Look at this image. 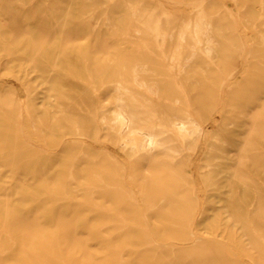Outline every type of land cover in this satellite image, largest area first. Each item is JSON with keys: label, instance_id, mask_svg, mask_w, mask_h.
<instances>
[{"label": "bare ground", "instance_id": "6f19581e", "mask_svg": "<svg viewBox=\"0 0 264 264\" xmlns=\"http://www.w3.org/2000/svg\"><path fill=\"white\" fill-rule=\"evenodd\" d=\"M10 1L11 0H2L0 2L8 3ZM20 1L22 6L28 4L32 5L36 2V0L30 2H26V0ZM122 1L126 2V0ZM155 1V4L147 7L145 6L144 8L141 3V5L128 4L125 12L122 9L124 13L129 12L128 16L130 20L128 26L124 29L128 32L124 31L123 35L127 33L128 36L134 38L133 43L136 44V46L141 45L142 41L144 42L140 47L141 50L139 49L142 52L138 51L144 60L141 62L138 61L136 64L132 63L133 65L130 63L124 64L126 73H122L121 71L114 78L108 80L107 86L105 85L107 100L104 97L103 102L105 100L108 101L109 112L108 116L101 117L103 123L102 128L106 135L113 136L116 139V142L122 152L129 158L130 166H128L124 160L121 162L117 161L118 163L120 162V164L117 165H120L119 167L123 174L128 171L129 167L131 170L130 176L138 181L137 192L140 194L139 198H141V203L138 207L137 213H135V216L140 218L141 225L143 224V226H147V223L150 220L172 222L173 224H177L168 225L166 223H162L161 225H154L153 230L157 234L165 232L172 237L182 236L184 237L182 242H191L193 248L199 246L209 247L208 250L211 254L204 256L201 255L199 261L202 264H213L215 261H219V257L214 256L215 252L213 250H215V246L229 245L228 242L224 243V241L222 244V241H219L218 237L228 235V238L231 240L234 239V236H232L233 234H236L237 238L238 236L239 238L245 237L249 233L246 232L245 226L251 225L250 219L254 216L252 215V205L250 204L252 194L251 184L253 179L250 170L255 164L253 154L256 146L254 142L256 138L255 136L260 134L264 135V30L261 28L264 25V0H252V2L255 3H250L252 5L248 6L250 8L249 11L245 13V17L240 14V0H233L237 11L229 7L227 4H224L223 8H216L212 0ZM51 2L53 3V1ZM97 2L98 0L95 1L98 5ZM101 2L103 3V1ZM249 2H251V0ZM164 4H166V8L164 7ZM242 4L245 5V2ZM56 5L54 7H56ZM66 6L68 7L69 5ZM45 7L42 9H45ZM88 7H86V9ZM113 8L115 9V7ZM46 10L47 9H45V11ZM97 10L99 11V9ZM28 11L30 12L29 9ZM120 11L118 13L122 16L123 12L121 11V13ZM61 12L63 13V11ZM75 12L78 13V10H75L74 13ZM109 12L112 11L110 10ZM114 13L116 16L118 15V13L116 14V12H113V14ZM83 16L85 17V15ZM125 17V19H127V15ZM98 18L96 19L97 21L101 20ZM74 19H76V17ZM122 19L123 18H121V20ZM89 20L95 21L94 18H89ZM228 20L232 22V25L228 23ZM31 21L32 20H30V22ZM77 21L79 23L80 20L77 19ZM239 21L245 22L244 27L249 29L245 28L246 30H242L239 29V25L235 26L234 22L238 23ZM54 24L56 25V23ZM96 25H94V27ZM49 29L50 28H48V30ZM73 29L74 28H72V30ZM83 29L84 28H82V30ZM74 30L76 31V29ZM249 30L254 33L252 41H249L248 38L244 36L245 34H248L247 31ZM46 31L47 29L45 32ZM46 34H44V36ZM89 34H91V32ZM41 35L43 34L41 33ZM69 35L67 37H69ZM91 35L95 34L92 33ZM32 36L34 37V34ZM58 38L60 37L58 36ZM35 39L36 38H33V40ZM234 40L237 42L236 46L233 42ZM115 42L119 45V41L118 43L117 41ZM33 45L35 44L33 43ZM120 46L117 48L121 49ZM77 50H80V48L77 47L76 52ZM133 50L136 51V49ZM121 51L123 50L121 49ZM46 52H48V50ZM94 52L96 53L95 50ZM120 55L123 54L120 53ZM86 56L89 57L87 54ZM108 57L111 58L110 56ZM136 57H138V54ZM146 57L149 59H146ZM65 59L67 61V58ZM34 62L35 60H33V63ZM30 63L32 64V62ZM55 65L54 67L46 68L45 71L42 72L36 69L39 73L41 72L39 75L35 74L37 71L34 70L36 71L34 72L33 69L32 72L26 71V94L24 97H16L19 104H22L21 107L26 109V114L21 123V126L24 129V136L22 135L21 137V135L18 134L8 135L7 142H3L4 144L0 146V150L8 151L7 153L10 152L13 160H11L12 162L8 161L9 164L14 161V164L17 166L18 162L15 163L16 161H27V158L31 157L33 154L32 153L31 156H29L31 151L36 149V144L30 140L28 134V116H30L32 120V127L38 132L43 133L45 136L46 134H51L54 131L61 129L67 133L61 137L62 139L59 143L57 142V144L55 143L56 145H52L57 147L60 151L64 148L65 150L68 148L65 144V137L72 139L74 137H83V135H85L79 132L80 129L83 130V123L80 121L79 116H82L83 112L91 113L90 108L84 109L83 107V97H90V95H88V85L82 84L81 90H78V83L76 81L77 78L70 80L65 78L64 83L60 82V85L58 86L57 84L63 76L60 75V72L57 70ZM150 71L152 74L149 73V76L148 72ZM79 72L77 74H79ZM127 72H131V75ZM118 77H123L124 80ZM129 77H131V79ZM140 77L142 78L140 79ZM146 77H150L152 79L151 82L143 80ZM125 81L127 82L125 83ZM92 85L94 86V83ZM93 86L91 87L90 85L91 88H93ZM95 91L96 90H94V93L97 94ZM93 94L91 95V99L93 102V109L96 112L98 109L96 107V95ZM78 97H80L82 102H78L76 100ZM71 107L76 110V114H72L69 111V108ZM217 117L219 118V122L214 124V120ZM211 128H214L212 133L209 132ZM96 130L98 133L100 132L98 126L96 127ZM60 135L62 136V133ZM40 148L42 149V147ZM40 148L37 146L38 150ZM105 151L107 152V150ZM36 153H34V155H36ZM38 154L39 153H37V155ZM41 154H39V156ZM201 154H203V159H199ZM84 155L85 154H83V156ZM41 156L44 158V154ZM49 157L48 161L50 159ZM60 157H63V155ZM87 157L85 155L84 161ZM6 158L9 159L10 157L8 158L7 156ZM6 160L3 161L6 162ZM54 160L51 162H55ZM45 161L46 160L44 159V162ZM32 163L33 162H31V164H27L33 166ZM3 164L4 163H2V165ZM83 164L82 156L69 158L66 162L62 161L61 165L63 166L60 168L62 169L64 176H66V178H64L63 176H60L61 172H58L60 173L58 176L65 179L64 184L62 185L63 182L60 184L62 185V189L60 188V190H56L52 188L56 191H46L43 194L46 195L43 199L45 202H49L50 200H55L57 202V204H53L47 212V216L51 219L50 224L56 221L58 222L56 217L57 211L61 207L68 205L67 202H72V206H77L78 213L84 215L81 219V224H87V222L93 217L96 219L101 217L102 219L107 218L108 213H105L103 209H101L100 200L104 201L103 199L107 198L119 202L122 198L121 196L123 194L121 195V190L117 191L118 189L114 190L112 187L113 182L116 183L117 186H122L120 182L123 180H120L121 178L119 179L121 175L118 174L117 170L114 168H108L104 171V177H98L95 179H87L89 176L87 174V178L83 176L85 181L82 176L80 177L83 179V181L81 180L82 182H80L77 181L76 173ZM198 165H202V170L199 175L197 168ZM4 166H6V164H4ZM24 166L25 165H23V167ZM1 168L2 167L0 166V170ZM41 169L39 168L36 170H38V172L40 170L41 172ZM48 170L50 172L51 168ZM20 172L17 171V174ZM38 172H36L37 175ZM51 173L58 174L54 172ZM27 174H29L28 171ZM46 174L47 176L51 175L50 173V175H48V172ZM99 174V171H97L96 175ZM14 175L15 174H13V176ZM37 175L35 177H38ZM42 175H40V178H42ZM84 175L86 176V174ZM24 176L23 178L27 182L28 179ZM113 176H116V178H113ZM124 178L126 179V176ZM110 179H112V182ZM199 179H201V181L206 185L205 191H207V193L204 198L202 196V191H204V189L200 187L198 181ZM18 180L19 179L16 180V183L19 182ZM7 183L8 182H6V184ZM25 183H23V185ZM37 183L38 181L36 184ZM7 185L9 186V184ZM36 186L40 189L38 185ZM70 190L73 191L72 195H68ZM16 195L18 196V194ZM133 195L134 194L130 193V198H134L135 196ZM9 196L6 199L10 200ZM32 198H34V195ZM24 199L27 200L26 198ZM97 199H99V202H97ZM192 203H194V205H192ZM65 216H71V213L67 212L65 213ZM223 220H225V222ZM62 222H58L59 224H56L55 228L57 231L65 229L70 230L73 228L72 226L65 225ZM207 222L210 223V225L208 224L207 226L212 229L211 231H209L208 227L205 225ZM74 228L75 231H78L80 226H75ZM119 229H122L120 231L121 233L126 232L127 234H138L140 236V240L136 244L143 243L144 236L142 233H138L135 229H127L124 227H119ZM10 232L11 233L7 232V234L11 235L14 233H12L11 230ZM203 234H206V236H204L206 238H202ZM14 239H16V237ZM107 239L100 242L108 246L110 241ZM155 242L156 241L149 242L150 245L147 243V245H149V250L159 251L162 248L161 245H157ZM14 244H16V242ZM171 247L177 248L174 243L171 244ZM23 248H25V246ZM193 248L181 250L191 251ZM137 253H139V251H137ZM2 254L4 255V253ZM107 254L110 255V257L111 254L113 255L111 251ZM36 255L38 256V254ZM19 256L21 257V255ZM20 259L24 260V258ZM57 260L59 261V259H55L54 261ZM15 261H17V263H15L18 264V260L16 259ZM23 263H25V261ZM25 264H27V262Z\"/></svg>", "mask_w": 264, "mask_h": 264}, {"label": "rangeland", "instance_id": "374dc122", "mask_svg": "<svg viewBox=\"0 0 264 264\" xmlns=\"http://www.w3.org/2000/svg\"><path fill=\"white\" fill-rule=\"evenodd\" d=\"M30 1H33V0H26V2H30ZM51 1H53V3ZM51 1L50 0H36V2L34 3L35 5L34 4L31 5L27 3L28 5H25V6L21 5L20 0H17V1L11 0L8 3L0 2V119L2 118L0 120V142H1L0 146H2L4 143L7 142L8 135L18 134V135H21V137L22 135L24 136V129L22 128L21 123L26 114V109L21 107L22 104L21 103L19 104V102L16 100V97L18 96L24 97L26 94V91H25V84H26V79H27L26 71L32 72V69L33 71L37 69L42 72V71H45L46 68L54 67V65L56 64L55 66L57 67V70L60 72V75L63 76L62 78H60L57 84L58 86L60 85V82L64 83L65 78L68 80L77 78L76 81L78 83V86H77L78 90H81L82 84H87L88 85V95H90V97L89 96L83 97V107L84 109L90 108L91 113L83 112L84 115L82 114V116L81 115L79 116L80 121L83 123V130L80 129L79 132L85 134L83 135V137H74L72 139L65 137V144L66 146H68V148H66V150L68 149L67 151L64 148L62 150L64 152H62L58 150L57 147L52 146L55 143L57 144V142L59 143L62 139L61 137H63L64 134H67L66 132H64V130L61 129L58 131H54L53 133L46 134L45 136L43 133L38 132L32 127V120L30 116H28L29 117L28 118L29 138L34 144H36V147H35L36 149H37V146L38 148L42 147V149L40 148L39 150L35 149L34 151H31L29 156H31L32 153L33 154L31 157L27 158V161L29 159L28 162L26 160H24V162L21 160L16 161L15 163L18 162L17 163L18 167L16 166V164H14V161L13 163L9 164V162H12L11 160H13L12 156L10 155V152L7 153L8 151L0 150V166L2 167L0 170L1 171L0 172V181H1L0 183L3 184V185L0 184V187H1L0 188V191H1L0 193L1 194L0 195V207H1L0 208L1 210L0 211V254L4 253V255L3 254L0 255V262H1L0 264H16L17 263V261H15L16 259L18 260V264H25L26 262L27 264H37L38 262H39L38 264H47V263L48 264H52V263L53 264H62V263L65 264V262L66 264H130V263L131 264H202L199 261L200 257L201 255L204 256V255L211 254V252L208 250L209 247L199 246V247L193 248V245L191 242H188V243L182 242V240L184 239V237L182 236L172 237L165 232L161 234H157L153 230L154 225H161L162 223H166L168 225L169 224L177 225V224H173L172 222L171 224L170 222L150 220L147 223V226L145 225L143 226V224L141 225L140 218L138 216H135L136 215L135 213H137L138 207L140 206V203H141V198H139L140 194L139 192H137L138 191V181L132 176H130L131 170L129 167H128V171L125 174H123L122 171L120 170V167H119L120 165H117V164H120L122 160H124L128 164V166H130L129 158L126 154L122 152L118 143L116 142V139L113 136L106 135L102 128L103 123H102L101 117L108 116V112H109L108 111L109 110L108 101H106L107 100L106 86H107L108 80L111 78H114L121 71L122 73H126L124 64H127V63L136 64L138 61L141 62L144 60V58L138 52L141 50L140 47L142 43L144 42L142 41L141 45L136 46V44L133 43L134 38H132L131 36H128L127 33L123 35L125 31L124 29L128 26L129 21H130L129 16H128L129 12H126V13L124 12L127 9L128 4L141 5L142 3L143 5L142 7L144 8L145 6L147 7L149 5L155 4L156 1L155 0H126L125 2L122 0H100V1L98 0L97 2L98 5L95 3V1L97 0H94V1L93 0H89V1L88 0L87 1H84V0H61V1L51 0ZM90 1H93V2H90ZM101 1H103V3L104 2L106 3L103 4ZM240 1H238L240 2V14H242L245 17L246 15L245 13H247L250 8L248 6H251L255 2H252V0L251 2H249L250 0L249 1L240 0ZM212 2H214V5L216 8H223L224 4H227L229 7L237 11L236 10L237 8L233 0H212ZM243 2H245V5L242 4ZM105 4H106V7H105ZM110 4L112 5V7ZM55 5L56 7H54ZM66 5H69V6L67 7ZM90 5L91 7L92 6L93 7L91 8ZM116 6L118 9L121 8L120 9L121 11L123 9L124 12L122 11L123 12L122 13L120 10L116 8ZM44 7L45 9H47L46 10L47 13L45 9H42ZM48 7H53L54 9L55 8L56 9L54 10L53 8H48ZM86 7H88L89 9L88 8L86 9ZM113 7H115L116 10ZM164 7L165 8L167 7L166 4H164ZM28 9L30 10V12L28 11ZM40 9H41V12H40ZM97 9H99V11ZM75 10H78V13L76 12L74 13ZM110 10L112 12H109ZM61 11H63V13ZM71 11H72V15H71ZM119 11L122 13V16L121 14L118 13ZM113 12H116V14L118 13V15L116 16L115 13L113 14ZM41 13H43L44 15ZM83 15H85V17ZM126 15H127V19H125ZM74 16L76 17V19H74L75 18ZM96 16L97 18L100 16L98 19H101V20L97 21ZM89 18H94L95 21H91L89 20ZM121 18L123 19L121 20ZM77 19L80 20L79 23ZM30 20L32 21L30 22ZM230 22L231 21L228 20V23L232 25V22L231 23ZM54 23H56V25ZM48 24H50L53 27H51ZM138 24H142V23H138ZM234 24L235 26L239 25L238 26L240 27L239 29H242V30L249 29L247 27H244L245 22L239 21L238 23L234 22ZM94 25L96 26L94 27ZM48 28L52 30L50 29L48 30ZM72 28L76 29V31L74 29L72 30ZM82 28H84L85 30L83 29L84 30L83 31ZM261 28L264 30V25ZM46 29L47 31L45 32ZM131 30H134V29H131ZM90 32L91 34L94 33L95 35L89 34ZM125 32H128V31H125ZM247 32L248 34H245L244 36L247 37L249 41H252V36L254 35V33L251 32V30ZM41 33L43 35H41ZM33 34H34V37L32 36ZM44 34L46 35L44 36ZM68 35L69 37H67ZM58 36L60 38H58ZM33 38H36V39L33 40ZM70 39H74V40H70ZM60 41L62 42V44ZM115 41H117V43L119 41V45L116 44ZM127 42L129 43V45ZM233 42L236 46L237 45L236 40H234ZM33 43L35 45H33ZM122 44L124 45V48ZM76 46L80 48V50H77L78 53L76 52V48H77ZM119 46L121 47L123 51H121L120 48L119 49L117 48ZM132 48L136 49V51L133 50ZM47 50L48 52H46ZM58 50H61V51H58ZM68 50L70 51V53ZM73 50L75 53L73 52ZM94 50L96 51V53L94 52ZM49 52L51 54H54V53L55 54L51 55ZM120 53L123 55H120ZM67 54L69 55V57ZM78 54L80 55V57ZM86 54L89 57H87ZM94 54H97V55H94ZM137 54H138V57H136ZM108 56H110L111 58H109ZM65 58H67L68 62L66 61ZM146 59H149V58L146 57ZM33 60H35L34 63H33ZM30 62H32V64ZM90 63H91V66H90ZM72 64L75 68L72 66ZM62 67H65V68H62ZM66 68H71V69H66ZM39 71H37V73L35 74H38V75L41 74V72L39 73ZM78 72L79 74H77ZM112 72H115V73H112ZM149 73L152 74L151 71L148 72V74ZM128 74L131 75V72H129ZM118 78L124 80L123 77H118ZM129 78L131 79V77ZM141 78L142 77H140V79ZM143 80L147 82L148 81L151 82L152 79L150 77H146ZM126 82L127 81H125V83ZM93 83H94V86L92 85ZM90 85L91 87L93 86V88H91ZM94 90H96L95 92H97V94L94 93ZM93 93L96 95V99H95L96 107L98 108L96 112L93 109L94 107H93V102L91 99V95ZM104 97L106 100L103 102ZM76 100L78 102H82L80 97H78V99ZM69 111L72 114L73 113L76 114V110L73 107L69 108ZM218 122H219V118L217 117L214 120V124H217ZM97 126L100 129L99 133L96 130ZM213 131H214V128H211L209 132L212 133ZM61 133H62V136L60 135ZM255 137L256 138L254 142L256 146L253 152L255 164L252 166L250 170V173L253 176L252 184H251L252 194H251L250 204L252 205L251 206L252 215L254 216L250 219L251 225L245 226L246 232L247 233L249 232V233L248 235L242 238H239V236L237 238L236 234H233L232 236H234V239L232 240L228 238V235H225V236L223 235L222 237L221 236L218 237V240L222 241V244L224 241V243L228 242L229 245L228 246L219 245L218 247L215 246L214 248L215 250H213L215 252L214 256L219 257V261L217 262L215 261L213 264H264V135L260 134ZM105 150H107V152ZM36 152L39 154L42 153L41 155L44 154V158H42L41 155L39 156V154L37 155ZM34 153H36V155H34ZM60 153L63 155V157H60L62 156ZM83 154H85L86 157L88 156L87 158H85V161H84L85 155L83 156ZM4 156L6 157L8 156V158L9 157L10 158L7 159ZM36 156L37 158L39 156L38 159L40 161L36 158ZM46 156L48 157L50 156L49 161H48V157ZM75 156L76 157L82 156L83 163H84L77 170V173H76L77 181L82 182L84 177L87 178V174L89 175L87 179L89 178L95 179L98 177L102 178L104 177V174H105L104 171H106V169L114 168L115 170L118 171V174L121 175L119 179L121 178L120 180H123V181L120 182L122 186H117L116 183L113 182L112 187L114 190H117V189H118L117 191L121 190L120 193L121 195L122 194L123 195L121 196L122 198L120 199L119 202H116L115 200H111L107 198L103 199L104 201L100 200L101 209H103L105 213L106 212L108 213L107 218L102 219L101 217L99 219H96L93 217L87 222V224H84V223L81 224V219L83 218L84 215H81L78 213L77 206L76 205L72 206V202L70 203L67 202L68 205L61 207L57 211L56 217H57L58 222L63 221L62 223H64L65 225L72 226L73 228H71L70 230L65 229L62 231H57L55 226L56 224H59V223L56 221L50 224L51 219L49 216H47V212L50 209V207L53 204H57V202L55 200H50L49 202H45V200L43 199L45 198L46 195H43V194L46 191L52 192L58 189L60 190V188L64 184V181H65L64 178H66V176H64L62 169H61L63 166L61 165L62 161L66 162L69 160V158H72ZM200 158L203 159V154L199 156V159ZM44 159L46 160L45 162H44ZM3 160L4 161L6 160L7 163L4 162ZM53 160L56 163L55 162L52 163L51 161ZM117 161H120V162L118 163ZM31 162H33L32 163L33 166L28 165V164H31ZM35 162L39 166H37ZM2 163L6 164V166H4V164L2 165ZM22 164L25 166L27 165V166L23 167ZM32 168L35 170L39 168L40 169L46 168V169L45 170L41 169V172L43 173H41L39 170L41 174L38 172V170H36V172H38V175H37L35 170H33ZM50 168L52 171L50 170L49 172L48 169ZM197 168H198V175H199L202 170L201 169L202 165H198ZM31 169L33 172L31 171ZM26 170L28 171L29 174H27ZM17 171L18 172L21 171V172L17 174ZM97 171H99L100 173L99 175H96ZM47 172H48V175L50 174L51 175L47 176L46 174ZM51 172H54V173L61 172V174L60 173L52 174ZM13 174L15 175L13 176ZM59 174L60 176H63L64 178L59 177L58 176ZM84 174H86V176ZM22 175L26 176L24 177L28 179L27 182L23 178ZM31 175L34 177H32ZM36 175L38 177H35ZM40 175H42L43 179L40 178L41 177ZM81 176L83 179L80 178ZM125 176H126V179L124 178ZM10 177L13 179H11ZM8 178L10 179L7 180ZM20 178L21 179L23 178V179L21 180ZM113 178H116V176H113ZM122 178H124L125 181ZM17 179H19L18 180L19 182L16 183ZM110 180L112 182V179ZM34 181L36 182L38 181V183L36 184V182ZM198 181H199L200 187L204 189V191H202V196L204 198L206 197L205 194L207 193V191H205L206 185L205 183L201 181V179H199ZM6 182H8L7 184H9V186L6 184ZM23 183L25 184L23 185ZM61 183L62 185H60ZM36 185H38L40 189H38ZM52 188L56 190H53ZM27 193L31 194L32 196L34 195L35 199L32 198V196L28 195ZM130 193L134 194L133 196L135 197L130 198ZM16 194H18V196ZM72 194H73V191L70 190L68 192V195H72ZM8 196L11 202L9 199H6L8 198ZM24 198H26L27 200H25ZM28 198L33 199V200H30ZM6 201H7V204H6ZM8 201H9V204H8ZM97 202H99V199H97ZM13 204L16 206H14ZM192 205H194V203H192ZM6 210H7V213H6ZM67 212L68 213L70 212L71 216H65V213ZM223 221L225 222V220ZM208 224L210 225V223L208 222L205 224L206 227H208L207 226ZM75 226H80L78 231L77 230L75 231V228H74ZM119 227H124L127 229H135L138 233H142L144 236L143 243L136 244L140 240V236L138 234H133V233L131 234H127L126 232L121 233L120 231L122 229H119ZM8 229H10L12 233L13 232L14 233L11 235L7 234V232L11 233L10 230ZM208 230L211 231L212 229L208 227ZM204 236H206V234L205 235L203 234L202 238H206ZM15 237L16 239H14ZM9 238L10 239L12 238V239L10 240ZM104 239H107L108 241H110L108 246L100 242V241H103ZM12 241L14 243L16 242L17 245L14 244ZM154 241H156L155 243L157 245L162 246V248L159 251H151L148 249L150 245L149 242H154ZM147 243L149 245H147ZM172 243H174L177 246V248H172L171 247ZM24 246L25 248H23ZM187 248H193V249L191 251L181 250V249H187ZM110 251L113 253V255L111 254V257L110 255L107 254ZM137 251H139V253H137ZM18 254L21 255V257ZM36 254H38L39 257ZM51 257L52 259L53 258L59 259V261L58 260L54 261L55 259L52 260ZM20 258L22 259L24 258V260H21ZM24 261L25 263H23Z\"/></svg>", "mask_w": 264, "mask_h": 264}]
</instances>
